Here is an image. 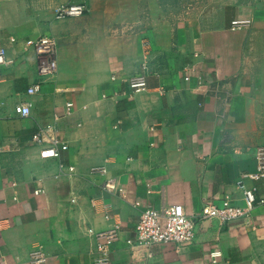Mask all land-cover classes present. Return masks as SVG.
<instances>
[{"label": "crops", "instance_id": "1", "mask_svg": "<svg viewBox=\"0 0 264 264\" xmlns=\"http://www.w3.org/2000/svg\"><path fill=\"white\" fill-rule=\"evenodd\" d=\"M69 1L90 11L54 18ZM234 18L250 24L231 29ZM40 35L56 39L55 74L26 45ZM0 48V262L30 264L39 249L40 264H94L93 232L118 223L112 264H207L214 248L226 264H264V204L203 220L185 245L125 243L147 204L242 203L238 180L264 146V0H0ZM46 126L67 142L63 166L39 154ZM111 179L123 194L104 189Z\"/></svg>", "mask_w": 264, "mask_h": 264}, {"label": "built area", "instance_id": "2", "mask_svg": "<svg viewBox=\"0 0 264 264\" xmlns=\"http://www.w3.org/2000/svg\"><path fill=\"white\" fill-rule=\"evenodd\" d=\"M90 11L88 4L84 2L69 1L61 3L53 9V17L56 19L78 17ZM250 24L249 19L234 18L230 22L231 29L242 28ZM26 45L32 47L39 60V70L41 74H55L57 71L56 48L57 42L53 36L40 35L35 38H29ZM10 60L6 58L4 49L0 48V65H8ZM143 79L142 75H136L130 78L131 84H134V91L143 88L138 85ZM189 80V76H185ZM199 84L202 83L198 79ZM138 85V86H137ZM41 89V80H36L30 84L26 93L33 95ZM1 105V103H0ZM72 102L66 103V112L70 113ZM33 107L31 100L19 102L15 106V112L20 116H28ZM115 122V127L117 126ZM46 132H52L49 137V144L42 147L39 154L42 158H55L62 164V153L67 150V142L55 133L53 126H46L38 130L33 138L41 141ZM256 170L254 172H243L238 180V187L242 192L243 201L241 204L232 202L229 196L222 198H203L199 211L195 214L185 212L181 204H170L160 208L147 204L140 211L137 220L132 227V234L125 239L127 246H150L156 243H175L179 246L192 242L195 236L196 227L206 219H215L221 223L239 217H248L253 208L258 204H264V193L258 194L260 185L252 183L248 185L246 179L261 181L264 190V146H258L255 150ZM72 170V167H68ZM102 171L104 169L102 168ZM105 190L110 192H119L123 194V188L116 184L114 180H108L103 184ZM43 189L38 188L34 193L38 194ZM149 191V190H148ZM110 214H105L109 217ZM119 224L99 232H93L95 238L94 249L97 254L94 258V264H112L110 258V246L117 237ZM91 231V230H89ZM45 259L44 254L39 249L31 253L30 264H40ZM0 264H7L1 261ZM207 264H226L223 262V254L220 249L214 248L208 252Z\"/></svg>", "mask_w": 264, "mask_h": 264}]
</instances>
